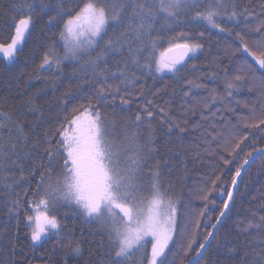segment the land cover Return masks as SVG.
Here are the masks:
<instances>
[{
  "label": "snow or ice",
  "instance_id": "1",
  "mask_svg": "<svg viewBox=\"0 0 264 264\" xmlns=\"http://www.w3.org/2000/svg\"><path fill=\"white\" fill-rule=\"evenodd\" d=\"M12 11L14 34L9 43H0L2 58L15 60L34 16L46 15L47 27L58 30L63 54L53 43L39 69H55L62 75L63 62L76 61L71 75L78 77L81 92L73 96L69 91L62 98L58 114L62 119H57L55 128L42 126L43 111L32 97L25 107L40 116L27 130L26 117L0 107V196L4 197L0 209L16 220L9 237L12 255L22 244L23 223L31 247L56 236L57 244L67 249L58 260L49 256L39 264H79L73 258L81 257L82 241L64 243V227L53 213L60 206L67 209L66 215L71 212L100 226L106 242L96 246V264H208L205 254L235 206L246 166L264 161V147H248L257 140L253 130L264 133V0H244L243 7L237 0H55L52 5L45 0H17ZM189 18L200 38L211 35L207 31L211 28L219 39L231 40L225 51L239 54L238 63L234 74L224 72L223 93L208 89L199 78L187 80L174 112L176 92L156 103L136 89L135 81L165 72L177 74L178 65L186 67L189 54L204 48L184 31L168 36L167 30ZM160 19L165 23L157 29ZM115 54L121 60L110 71L108 61ZM210 78L216 79L211 68ZM93 81L97 87L90 94L83 85ZM245 89L255 94L254 102L240 98ZM70 100L72 107H63ZM101 106L123 112V120L110 119ZM197 115L198 120H191ZM156 122L168 140L175 138L181 146L185 134L198 133L193 159L211 165L210 174L202 175L190 190L191 199L202 203L193 207L190 200L183 215L179 202L172 199V183L163 182L162 165L169 164L159 157ZM225 175H231L227 187ZM21 182L26 187L17 192ZM261 201L237 227V240L244 242L242 264H264V193ZM148 243L150 253L144 251ZM226 247L232 254L240 245L229 241ZM23 264L37 262L25 256Z\"/></svg>",
  "mask_w": 264,
  "mask_h": 264
},
{
  "label": "trees",
  "instance_id": "2",
  "mask_svg": "<svg viewBox=\"0 0 264 264\" xmlns=\"http://www.w3.org/2000/svg\"><path fill=\"white\" fill-rule=\"evenodd\" d=\"M17 0H0V43L7 44L10 42V37L14 34V28L11 27L13 15L12 5ZM50 5L55 3V0H45ZM78 2V0H77ZM241 7L244 5V0H237ZM47 16L39 12L34 16V24L30 28V33L26 36L25 42L21 45V51L17 58L13 61H8L2 58L0 54V107L6 111L15 113L18 117H26L24 121L25 129L27 130L31 123L35 122L40 114L27 111L25 107L28 97H32L35 104L43 111V125L50 128H55L57 119H62L59 116L61 110V101L66 93L71 91V95L80 96L81 92L78 90V77L72 76L74 67L77 66L76 61H68L62 64L63 74L56 72L55 69L51 71H41L39 64L46 51L50 50V45L57 43L56 50L62 53L59 41L58 30L53 31L46 25ZM164 20L160 19L156 28L161 29L164 25ZM193 21L191 18L179 20L170 30H167L168 36L178 35L179 32L184 31L187 36L193 41L203 43L204 48L197 51L195 55L187 58L184 65L178 66L181 69L177 74H156V78L152 76L141 77L135 81L136 89L142 90L146 97L154 99L156 103H162L163 100L168 99L173 92L177 93L174 103L173 111H177L179 107V93L185 87L187 80L200 79V82L206 85L208 89L215 88L218 92L224 91V72L234 74L238 55H231L230 51L226 54V47L231 43V40L225 41L218 38L215 29L208 28L207 31L211 35H205L200 38L198 32L192 27ZM206 25L202 26L203 28ZM162 43L163 47H167V38ZM121 60L119 54H115L113 58L109 59L107 67L110 71H114V64ZM251 61V57H249ZM255 63L254 61H252ZM217 65H219L217 67ZM258 67V65H256ZM210 68L216 72V79L210 78ZM55 85V86H53ZM97 87L96 82L92 85H83V88L90 94ZM159 91V95L151 96L150 93ZM241 99L247 98L254 102L255 94L250 93L247 89L242 90L239 94ZM73 101H68L63 107L70 109ZM258 106V105H257ZM134 107V106H133ZM102 112L110 119L114 116L117 121H122L124 113L116 111L113 113L111 108L101 106ZM238 112L247 113V109L238 108ZM199 116L191 117V120H198ZM234 119V118H233ZM154 127L157 131V143L160 148L159 157L168 160L169 167L164 168L163 182L167 186L169 182L173 185L172 199L177 200L181 206L180 215H183V206L191 200L193 207H199L202 203L199 200H192L190 190L200 181L201 176L207 177L210 174L211 165L208 163H199L193 159V154L198 149L195 147L199 144L198 133L189 132L185 134L183 146L175 140V138L168 140L162 132L159 131V123L156 122ZM121 129L117 128V132ZM147 134V128L142 129ZM248 131V130H244ZM257 140L253 144H249V150L252 146L264 147V133L258 130H253ZM251 139V138H250ZM248 144V142H245ZM173 149L169 153L168 149ZM242 148L244 145L241 146ZM179 152L177 156L175 153ZM243 157H241L242 159ZM211 157H205V160H211ZM231 168V166H229ZM234 172V169H233ZM16 175L19 171L16 170ZM225 187L230 185L231 175H225ZM26 187L24 182L20 186H16V191L21 192ZM35 188V184L31 186ZM6 191V190H5ZM148 190L145 191L147 196ZM264 193V161L256 160L247 168L242 176V182L239 185V193L235 196V206L228 215L227 220L224 221L216 234V239L212 242V246L205 254V261L208 264H242V257H244V242L237 240V227L241 220H247L250 217V209L259 208L261 201V194ZM4 197L0 196V200ZM65 207H56L53 213L60 219L64 231L62 238L65 244L72 243L74 240L82 241L81 257H74L79 260V264H96L97 262V245L100 244L105 237L99 231V225L93 222H86L82 217L73 215L67 212ZM218 215V213H217ZM214 222V220H213ZM16 229V220L14 217H9L0 209V264H23V258L26 256L39 264L41 259L47 260L49 256L53 260H58L67 252L57 244V237H46V243L35 246H30L23 235L26 231L23 223L20 225V234L22 244L17 248V255L13 256L11 251V244L9 237ZM69 229L72 232L69 234ZM204 230L201 229V237ZM251 239V238H249ZM231 241L234 244H239L240 247L235 253L229 254L226 244ZM106 242V240H105ZM20 248L23 249L21 252ZM55 249V252H53ZM147 253L151 252V244L148 243L146 249ZM139 255L137 259H139ZM202 264L204 262L202 261Z\"/></svg>",
  "mask_w": 264,
  "mask_h": 264
},
{
  "label": "rangeland",
  "instance_id": "3",
  "mask_svg": "<svg viewBox=\"0 0 264 264\" xmlns=\"http://www.w3.org/2000/svg\"><path fill=\"white\" fill-rule=\"evenodd\" d=\"M59 44H60V47H61V50H62V53H61V55H62L63 54L62 44L60 42H59ZM56 52L60 54V50H56ZM190 56H191V54H190ZM68 61H73V60H65L63 63L68 62ZM162 74H171V72L161 73L160 75H162ZM146 189H145V191H146ZM147 195H148V193H147ZM146 240L150 241L151 240V237H147Z\"/></svg>",
  "mask_w": 264,
  "mask_h": 264
},
{
  "label": "water",
  "instance_id": "4",
  "mask_svg": "<svg viewBox=\"0 0 264 264\" xmlns=\"http://www.w3.org/2000/svg\"><path fill=\"white\" fill-rule=\"evenodd\" d=\"M187 59V58H186ZM186 59H185V61H186ZM178 66H180V65H178ZM248 167L246 166V169H247ZM244 174V173H243ZM243 174H242V176H243Z\"/></svg>",
  "mask_w": 264,
  "mask_h": 264
}]
</instances>
